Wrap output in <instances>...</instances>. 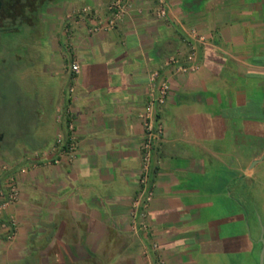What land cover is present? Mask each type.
I'll return each mask as SVG.
<instances>
[{
    "label": "crops",
    "instance_id": "1",
    "mask_svg": "<svg viewBox=\"0 0 264 264\" xmlns=\"http://www.w3.org/2000/svg\"><path fill=\"white\" fill-rule=\"evenodd\" d=\"M110 2L38 3L32 26L43 28L44 45L34 48L48 57L15 53L24 66L14 88L28 117L12 147L0 136L21 191L2 214L0 264H229L253 255L259 236L247 228L243 180L264 151H247L243 141L264 135V0H168L166 19L156 17L154 0H129L115 29ZM191 43L195 71L166 66L175 54L190 64ZM154 72L171 94L158 109L164 134L145 233L133 215ZM66 110L78 152L55 163Z\"/></svg>",
    "mask_w": 264,
    "mask_h": 264
},
{
    "label": "built area",
    "instance_id": "2",
    "mask_svg": "<svg viewBox=\"0 0 264 264\" xmlns=\"http://www.w3.org/2000/svg\"><path fill=\"white\" fill-rule=\"evenodd\" d=\"M155 15L158 19H166L168 17V0H154ZM110 19L108 20V27L117 28L128 16L130 10L129 0H111L109 7ZM100 27H96L93 31L99 30ZM191 37L197 41H203V37L199 35L196 30L191 31ZM197 53L196 46L191 43L190 55L188 56L189 63L184 65L178 54L168 57L166 60V66L176 67L178 71L189 72L195 71L198 66L195 61ZM72 71L77 74L80 71L78 63H72ZM159 72L152 74V90L149 95V101L145 108V111L141 115V119L144 124L145 136L141 145L142 152V174L140 177L141 192L134 203V215L133 223L138 231L147 233L149 225L146 221V210L148 205L154 196V183L152 180V160L154 150L158 142L162 139L164 134V127L162 120L158 117V109L164 105L170 94L171 86L166 79H161L157 82ZM75 92V88L71 87L69 90L70 96ZM60 120L65 118V124L67 129V135L60 134L57 136L53 151L56 153L55 163H59L64 157L74 159L78 152V136L76 133L75 125L70 115V111L66 110L63 113H59ZM2 205L0 211L4 210L7 206L17 203L20 200L21 191L16 174L11 173L1 190ZM8 225V224H6ZM8 232L12 235L14 232V226H9ZM151 250L158 251V245L152 244ZM148 253V252H147ZM149 256V254H148ZM148 264H164L162 261H153L152 259Z\"/></svg>",
    "mask_w": 264,
    "mask_h": 264
},
{
    "label": "rangeland",
    "instance_id": "3",
    "mask_svg": "<svg viewBox=\"0 0 264 264\" xmlns=\"http://www.w3.org/2000/svg\"><path fill=\"white\" fill-rule=\"evenodd\" d=\"M19 30L14 33H6L4 36V49L2 53H0V136L4 135L6 146H13L14 137L18 133V127L21 122V119L26 120L28 115L27 111L23 110V101L24 95L17 94L15 90V79H17V73L20 70V67L24 66V61L20 63L17 62V58L15 57L17 54L9 51L12 47H18L17 52L27 57L34 49H37L39 45H44L43 43V34L44 30L41 27L37 29L35 27H30L28 25H18ZM37 30V33H36ZM37 41V47L34 48V43ZM41 42V44L39 43ZM29 46V50H26V47ZM41 50V51H40ZM39 51L40 60L44 61L46 57H48V53L44 48L37 49ZM18 63V64H17ZM20 66V67H19ZM33 90V89H32ZM33 92V91H31ZM26 99V98H25ZM27 100V99H26ZM21 103V104H20ZM244 144L252 146L247 151H252L253 153L260 151H264V135L260 136H245ZM242 142V140H241ZM6 147V149H9ZM3 150L2 145H0V152ZM257 154H254V156ZM0 153V206L2 205V196L1 190L5 184L7 177L13 173L11 162H4ZM11 156V155H10ZM254 161H259L256 163L252 170H246V174L249 177L244 178V190L246 193H254V195L259 199L261 196V185L262 178L264 179V173L259 172L261 170L264 172V154L259 155ZM248 166V163H246ZM254 182L256 186H254ZM264 184V183H263ZM252 187V188H250ZM264 205V201H263ZM4 210L0 211V223L3 220L2 214ZM262 222V224H261ZM248 229L252 233L253 238L259 236V243L256 246L255 252L252 255L251 253H245V256L241 257L238 261L233 259H229V264H260V253L263 247V243L261 240L262 232L264 228V214L259 211L249 210L248 209ZM259 252V255H258Z\"/></svg>",
    "mask_w": 264,
    "mask_h": 264
},
{
    "label": "flooded vegetation",
    "instance_id": "4",
    "mask_svg": "<svg viewBox=\"0 0 264 264\" xmlns=\"http://www.w3.org/2000/svg\"><path fill=\"white\" fill-rule=\"evenodd\" d=\"M48 0H0V53L5 50L4 48V36L6 33H14L19 30L18 25L32 26L35 21V12L37 4H44ZM18 47H11L9 51L13 53L17 52ZM29 50V46L26 47ZM248 228V224H247ZM250 232V229H248ZM252 235V233L250 232ZM260 241L255 240V243Z\"/></svg>",
    "mask_w": 264,
    "mask_h": 264
},
{
    "label": "trees",
    "instance_id": "5",
    "mask_svg": "<svg viewBox=\"0 0 264 264\" xmlns=\"http://www.w3.org/2000/svg\"><path fill=\"white\" fill-rule=\"evenodd\" d=\"M261 155L262 154H260V156ZM259 172L261 173V175H262V173H264L261 170H259ZM262 182L264 183V179L263 178H262ZM263 183H260L262 188H261V196H260L259 199L254 195V193H249L248 194V193L245 192V215H246L245 217H246V223H247V218H248V209L249 210L251 209V210H254V211L256 210V211H259L260 214L261 213L264 214V205H263V201H264V184ZM254 184H255L254 186H256L255 182H254ZM245 188H246V185H245ZM250 188H252V187H250ZM258 255H259V252H258Z\"/></svg>",
    "mask_w": 264,
    "mask_h": 264
},
{
    "label": "water",
    "instance_id": "6",
    "mask_svg": "<svg viewBox=\"0 0 264 264\" xmlns=\"http://www.w3.org/2000/svg\"><path fill=\"white\" fill-rule=\"evenodd\" d=\"M259 161H253V163L251 164V170L254 168V166L256 165V163ZM262 224V222H261ZM262 243H263V247L260 253V264H264V228H263V232H262V237H261Z\"/></svg>",
    "mask_w": 264,
    "mask_h": 264
}]
</instances>
